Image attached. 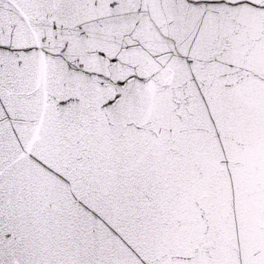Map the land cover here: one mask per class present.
Here are the masks:
<instances>
[{
  "label": "snow or ice",
  "instance_id": "1",
  "mask_svg": "<svg viewBox=\"0 0 264 264\" xmlns=\"http://www.w3.org/2000/svg\"><path fill=\"white\" fill-rule=\"evenodd\" d=\"M0 264H264V0H0Z\"/></svg>",
  "mask_w": 264,
  "mask_h": 264
}]
</instances>
